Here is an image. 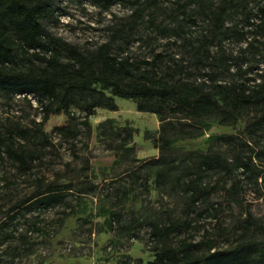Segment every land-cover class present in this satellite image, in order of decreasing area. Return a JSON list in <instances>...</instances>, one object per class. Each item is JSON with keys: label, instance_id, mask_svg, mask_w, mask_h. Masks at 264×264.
<instances>
[{"label": "rangeland", "instance_id": "374dc122", "mask_svg": "<svg viewBox=\"0 0 264 264\" xmlns=\"http://www.w3.org/2000/svg\"><path fill=\"white\" fill-rule=\"evenodd\" d=\"M103 1L56 0L54 15L46 24L55 35L87 50L106 40L113 25L132 20L139 1L146 6L139 21L146 23L136 34L143 38L132 44L130 53L152 55L153 45L146 38L149 34L156 51L187 57L183 37L190 36L196 43L211 38L212 10L224 7L226 32L209 45L212 55L223 54L228 60L230 69H225L220 79L264 84V29L255 26L260 21L262 0H115L108 8ZM33 62L40 65L41 61L35 58ZM116 101L117 110L95 109L90 133L79 122L84 111L72 104L71 111L79 116V134L72 139L55 128L67 122L66 112H52L44 121L42 105L33 94L0 93V132H16L29 152L31 166L21 167L5 153L0 156L1 221H7V228L13 231L16 226L2 212L28 196L40 180L69 186L65 199L56 205L18 211L15 220L20 223L14 236L0 241V264H146L165 242L173 246L190 242L203 251L210 240L216 248L242 238L264 239V126L247 131L251 147L245 152L253 156L257 172L240 167L230 175L209 174L203 186L212 190L210 200L192 204L180 186L158 181V164L154 162L160 155L154 138L160 127L158 115L138 109L129 98L117 96ZM257 114L256 108L244 109L237 126L245 127ZM125 126L138 129L128 140H124ZM204 126L201 135L178 138L165 151L172 160L184 159L186 173L194 174L187 169L198 165L195 159L186 158L190 150L206 151L213 145L234 154L218 136L238 134L235 126L220 123L216 117L205 118ZM18 127L26 130L24 135L16 131ZM147 130L151 134L147 135ZM232 184L237 200L230 201L226 187ZM116 211L122 214L120 220ZM248 212L257 224L246 222ZM177 218L188 224L177 225L164 240L153 235V222L169 224ZM33 221L37 224L32 225ZM246 225L251 226L249 230Z\"/></svg>", "mask_w": 264, "mask_h": 264}, {"label": "trees", "instance_id": "16d2710c", "mask_svg": "<svg viewBox=\"0 0 264 264\" xmlns=\"http://www.w3.org/2000/svg\"><path fill=\"white\" fill-rule=\"evenodd\" d=\"M114 1L104 0L102 4L108 8ZM55 2L0 0V93L8 96L33 94L42 105L44 121L52 112H66L67 122L55 128L72 139L79 134V116L71 111L72 104L84 111L79 122L90 133V116L97 107L117 110V96L134 100L138 109L154 112L160 120L158 134L154 137L160 149L159 157L154 158L158 164V181H170L180 186L192 204L210 200L212 190L203 186L204 178L209 174L230 175L240 167L253 174L257 172L253 156L245 150L251 147L247 131L264 126V84L256 82L250 85L246 80L220 79V74L230 69L228 60L223 54L212 55L209 45L226 32L224 7L212 10L211 38L196 43L190 36L183 37L189 56L178 53L166 55L163 50L156 51L149 34L146 38L153 45V53L139 56L131 54L130 47L143 38L136 37L141 25L146 23L139 21L146 9L141 2H137L132 12V20L116 23L106 40L87 50L49 29L46 20L54 15ZM259 12L260 21L255 26L264 29V0L259 5ZM170 30L173 34L178 32L177 29ZM35 58L41 61L40 65L34 64ZM252 107L258 109L259 114L245 127L237 126L243 110ZM207 117H216L220 123L237 128L238 134L223 133L218 136L234 154L229 155L213 145L206 151L190 150L186 158L195 159L198 165L187 169L194 174L186 173L184 159L172 160L165 151L170 150L178 138L201 135ZM123 129L124 140L130 139L138 130L127 126ZM16 131L24 135L26 130L18 127ZM39 131L45 132L42 128ZM145 133L151 134L149 130ZM15 134L13 129H9L7 135L0 132V156L5 153L21 167L30 168L29 152ZM72 144L75 145L74 141ZM68 188L60 181L40 180L28 196L19 199L2 215L9 216L16 226L13 231L17 230L20 222L15 219L21 208L32 212L35 208L56 205L65 199L64 192ZM226 194L230 201L237 200L234 184L226 187ZM247 215V223L257 224L251 220V212ZM115 217L120 220L121 212L116 211ZM6 224L7 221L0 220V227L4 230L0 241L14 236ZM36 224V221L32 222V225ZM186 224L187 221L181 218L169 224L153 222L152 233L157 239L164 240L177 225ZM258 226L262 225L258 223ZM250 227L246 225L245 230ZM213 242L210 240L203 251L190 242L177 246L165 242L156 248L155 258L146 264H264V239L242 238L233 245L216 248H213Z\"/></svg>", "mask_w": 264, "mask_h": 264}, {"label": "water", "instance_id": "95a60500", "mask_svg": "<svg viewBox=\"0 0 264 264\" xmlns=\"http://www.w3.org/2000/svg\"><path fill=\"white\" fill-rule=\"evenodd\" d=\"M0 220H1V216H0Z\"/></svg>", "mask_w": 264, "mask_h": 264}]
</instances>
